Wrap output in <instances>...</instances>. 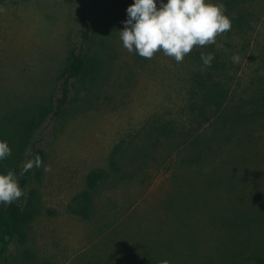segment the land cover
<instances>
[{"label":"rangeland","instance_id":"374dc122","mask_svg":"<svg viewBox=\"0 0 264 264\" xmlns=\"http://www.w3.org/2000/svg\"><path fill=\"white\" fill-rule=\"evenodd\" d=\"M132 2L89 0L87 41L81 11L70 0L0 4V139L12 150L0 172L18 177L35 150L46 155L41 179L33 177L26 192L28 198L37 191L41 215L24 244H10L4 264L264 259V118L198 128L188 111L197 71L192 55L206 47L229 62L227 111L264 90V0L225 7L228 16L246 17L245 30L194 46L179 63L122 46L118 31ZM80 51L101 61L97 80L90 87L76 81L69 104L54 117L61 75ZM164 125L173 136L160 133ZM118 146L114 170L110 156ZM95 169L108 177L92 192L83 219L69 207L84 205L74 198Z\"/></svg>","mask_w":264,"mask_h":264},{"label":"trees","instance_id":"16d2710c","mask_svg":"<svg viewBox=\"0 0 264 264\" xmlns=\"http://www.w3.org/2000/svg\"><path fill=\"white\" fill-rule=\"evenodd\" d=\"M10 0H0V4ZM75 3L81 11L82 39L90 40L91 26L88 21L89 0H70ZM225 7L234 9L241 2L248 0H222ZM231 18V29L225 33L233 31L243 32L248 22L244 15L236 14ZM201 52L213 53L214 59L211 67L201 70ZM192 58L197 65V71L192 77L189 88L188 111L195 120L198 128L205 125L220 123L224 127H235L240 124L254 122L264 118V90L254 95L244 102L234 105L231 111H227L229 103V84L227 82V70L229 62L225 60L219 52L212 46L197 50ZM101 61L90 57L87 53L74 52L71 54L70 66L62 73L61 95L56 106L54 117L63 113L69 104L74 88V83L81 80L86 87L93 86L97 80ZM219 129H222L219 127ZM160 133L163 136H173V129L164 125ZM120 151V146L116 147L110 156V167L117 170L116 157ZM39 154L42 162L45 160V153L38 149L34 152V157ZM6 173V172H5ZM35 177L40 180L42 172L38 168H32L23 175L18 176L19 185L24 190V195L11 205L0 207V264L7 260L6 255L12 242L24 244L28 240V229L33 222L41 215L40 199L36 190H32L29 197L26 192L30 180ZM108 174L102 169L91 171L86 178V190L74 198L75 202L84 201V205L69 207V212L80 216L83 219L89 217V205L92 203V192L96 190L100 183L107 179ZM49 215H54V211H47ZM255 264H264V259H259Z\"/></svg>","mask_w":264,"mask_h":264},{"label":"clouds","instance_id":"9594fccd","mask_svg":"<svg viewBox=\"0 0 264 264\" xmlns=\"http://www.w3.org/2000/svg\"><path fill=\"white\" fill-rule=\"evenodd\" d=\"M126 14L124 27L118 31L122 46L146 59L159 51L179 63L194 46L215 44L219 34L231 29V18L222 0H133ZM200 59L204 70L211 67L214 54L201 52ZM238 60V56L232 57L233 62ZM11 154L8 142L0 139V161ZM34 166H42L39 154L24 163L21 175ZM43 167L51 171L49 165ZM23 195L14 171L0 172V205H11Z\"/></svg>","mask_w":264,"mask_h":264}]
</instances>
